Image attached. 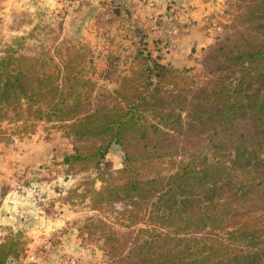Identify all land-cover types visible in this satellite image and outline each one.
Segmentation results:
<instances>
[{"label":"trees","instance_id":"16d2710c","mask_svg":"<svg viewBox=\"0 0 264 264\" xmlns=\"http://www.w3.org/2000/svg\"><path fill=\"white\" fill-rule=\"evenodd\" d=\"M228 1L230 32L206 51L201 82L143 47L98 96L86 47L0 58V128L52 123L73 142L68 170L93 169L103 184H88L92 210L122 205L125 232L86 224L102 229L110 264H264V0ZM113 145L124 152L117 176ZM3 231L8 264L25 237Z\"/></svg>","mask_w":264,"mask_h":264},{"label":"crops","instance_id":"0c3cea01","mask_svg":"<svg viewBox=\"0 0 264 264\" xmlns=\"http://www.w3.org/2000/svg\"><path fill=\"white\" fill-rule=\"evenodd\" d=\"M15 1L24 0L6 3L13 5ZM52 1L59 6L61 0ZM62 1L67 7L68 23H86L81 29L83 36H94L97 30L92 28H98L110 35L114 43L130 41V50L143 47L178 69L197 65L201 53L216 42V25L222 18L225 3V0ZM48 135L40 139L35 138L36 134L20 142L23 148H0V192H3L0 194V231L21 230L30 240L29 250L8 264H59L54 256L42 259L34 251L35 246L78 218V213L63 201L68 177L61 182L57 174L65 166L59 165L64 154H71L72 148L68 152L65 147L62 149L66 140L62 134ZM15 174L26 175L39 187L50 200L49 208L38 206L31 195L15 192L12 186ZM55 187H61L60 191ZM70 243V252L84 253L75 239Z\"/></svg>","mask_w":264,"mask_h":264},{"label":"rangeland","instance_id":"374dc122","mask_svg":"<svg viewBox=\"0 0 264 264\" xmlns=\"http://www.w3.org/2000/svg\"><path fill=\"white\" fill-rule=\"evenodd\" d=\"M235 1L229 0L228 2ZM6 2L7 0H0V58L4 57L10 49L16 50L18 54L36 56L44 51L53 52L57 48H65L66 46L86 47L90 51L88 61L92 64V67L89 66L87 71L89 76L100 87L95 96H98L102 90L113 91L116 89L118 87L116 83L118 74L128 73L130 70L132 65L130 64L131 59L128 57L134 54L137 48L130 50V41L127 43L122 41L114 43L110 35L99 31L95 27L92 28L97 30L94 36H83L81 29L85 27L86 23H68L66 19L68 12L67 7L63 5L64 1L61 0L59 6L52 0L15 1L13 5H7ZM226 2L227 0L224 3L222 18L219 19L216 25L217 29L220 28V31H216V42L201 53L197 65L188 68L193 70L192 75L198 79V82L205 80L201 62L206 51L230 32L227 27L232 24L234 9L230 8ZM52 133L62 134L66 139L63 141L62 149L65 147L68 152L72 148L73 153L72 140L66 138L64 133L55 128L52 123L47 122H38L34 133L24 131L22 123H2L0 128V148L2 146L23 148V146H19L20 142L32 139L36 134L38 136H35V138H48V134ZM64 156L62 163L59 165H65ZM123 160L124 152L119 146L113 145L106 157L110 173L117 176L118 172L123 168ZM160 170L172 171L174 170V164L165 163L161 165ZM57 174L61 182H64L65 178L68 177L63 201L70 206V210L78 213V218L66 223L63 229L55 232L46 241L38 243L34 251L42 259L54 256V260H58L59 264H72L73 260L80 262V264H110L109 256L106 255V242L102 229L99 228L94 233V228H87L86 224L89 219H94L95 221L103 220L115 230L125 232L126 229L122 226L124 223H121L123 222L121 217L116 214V211L122 210V205L117 204L103 207L101 210H92L90 197L86 196V191L90 188L88 184L93 181L92 185L96 189H100L103 185L93 169L82 171L79 167H76L73 170H68L65 165L58 169ZM13 179V190L18 179L30 180L24 174H15ZM55 189L60 191L61 187H55ZM2 193L0 192V194ZM5 236L7 234L1 230L0 237L3 239ZM24 237L25 250L23 254L30 248L29 237L25 233ZM64 238L65 240H63ZM74 239L79 243L80 247L86 250H82L83 254L78 253V250L70 252V241ZM50 245L53 251L45 256L42 251L45 250V246Z\"/></svg>","mask_w":264,"mask_h":264},{"label":"built area","instance_id":"2783aa9c","mask_svg":"<svg viewBox=\"0 0 264 264\" xmlns=\"http://www.w3.org/2000/svg\"><path fill=\"white\" fill-rule=\"evenodd\" d=\"M218 31H220V28L217 29ZM15 188L14 191L17 193H24V194H28L31 195L34 200L36 201L37 205L40 206L43 209H47L50 206V200L48 198V196L39 189V187H37L32 181H27L25 179L20 180L18 179L15 183ZM45 250L42 251V253L47 256L50 252L53 251V248L50 246H45L44 248ZM24 255V254H23ZM72 264H80V262L73 260L71 262Z\"/></svg>","mask_w":264,"mask_h":264}]
</instances>
